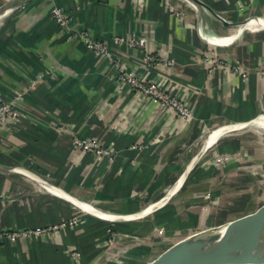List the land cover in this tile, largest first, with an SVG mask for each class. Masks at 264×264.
<instances>
[{
  "label": "crops",
  "instance_id": "0c3cea01",
  "mask_svg": "<svg viewBox=\"0 0 264 264\" xmlns=\"http://www.w3.org/2000/svg\"><path fill=\"white\" fill-rule=\"evenodd\" d=\"M198 1L30 0L0 15V96L24 94L0 127V231L79 218L54 234L0 238V264H142L155 228L173 241L203 230L221 217L212 202L225 214L264 176V0ZM53 7L128 71L184 97L191 120L179 125L113 81L104 55L66 39ZM138 39L172 64L145 63L128 45ZM76 136L113 158L82 153ZM216 155L229 158L215 166ZM109 227L122 246L106 254Z\"/></svg>",
  "mask_w": 264,
  "mask_h": 264
},
{
  "label": "water",
  "instance_id": "95a60500",
  "mask_svg": "<svg viewBox=\"0 0 264 264\" xmlns=\"http://www.w3.org/2000/svg\"><path fill=\"white\" fill-rule=\"evenodd\" d=\"M28 1H9L0 6V15ZM230 245L236 248L224 256ZM142 264H264V176L203 230L178 239Z\"/></svg>",
  "mask_w": 264,
  "mask_h": 264
},
{
  "label": "built area",
  "instance_id": "2783aa9c",
  "mask_svg": "<svg viewBox=\"0 0 264 264\" xmlns=\"http://www.w3.org/2000/svg\"><path fill=\"white\" fill-rule=\"evenodd\" d=\"M50 16L55 20L59 28L64 31L67 40H80L86 46L87 49L104 55L107 58L109 64H111L112 68L115 70V73L111 76V79L113 81L117 82L122 86L128 87L133 93H135V95L142 96L152 101V103H154L157 107L163 110H172L176 115V119L179 125L183 126L191 120V109L188 107L187 101L184 97L170 94L162 86H159L156 83L149 82L143 76L137 75L133 71H128L125 65H123L122 62L118 60L115 56H113L109 49L103 43L93 40L86 30L75 27L73 28L71 25V20H69V18L62 11V9L58 7H53L51 9ZM116 40L122 41V39ZM144 44L145 42L143 39H138L134 41L132 40L128 43V45L133 48H142L144 50V60L147 64L157 62L164 63L167 66L172 64V61L170 60H163L162 58L152 56L150 52L144 48ZM23 97L24 94L21 92L15 93L11 100H5L0 96V127L8 123L9 118L13 113V106H15V103L18 100L23 99ZM72 145L78 150H80L82 153H90L94 157L106 158L107 160H111L113 158V152L108 147L103 146L101 143L94 139L79 138L76 136L72 139ZM228 158L229 157L227 155H224L219 159V161H225L228 160ZM220 162L215 163L218 165L220 164ZM106 217H108L109 219V217L111 216ZM134 217L137 216H121V218L127 219H131ZM117 218H120V216H118ZM78 220V217H73L67 221L58 224L47 225L34 229H26L14 232L0 231V238H5L7 240L14 241L19 238L27 239L35 238L41 235L54 234L62 228L74 226L78 222ZM109 230V235H107L104 240V253L106 254L112 252V249L115 248V246L117 248H119V246H122V244H120V239L122 238V236L120 234H116V232L111 229Z\"/></svg>",
  "mask_w": 264,
  "mask_h": 264
},
{
  "label": "rangeland",
  "instance_id": "374dc122",
  "mask_svg": "<svg viewBox=\"0 0 264 264\" xmlns=\"http://www.w3.org/2000/svg\"><path fill=\"white\" fill-rule=\"evenodd\" d=\"M224 155H216L215 157H214V161H213V164H214V162H220L219 161V159L221 158V157H223ZM222 162H224V161H222ZM216 164V163H215ZM214 164V165H215ZM216 166V165H215ZM242 194L240 193L239 194V197L241 196ZM236 199H238V197L236 198ZM236 199H233L232 200V202L229 204V206L234 202V201H236ZM162 202V201H161ZM158 203V202H157ZM214 205H216L217 206V208H216V214H217V217H219V216H222L223 214H219L218 215V210H221V209H223L224 208V206H219V203L217 202L216 203V201H214V202H212ZM99 216H101L102 217V215H99ZM134 216H136V215H134ZM118 217V216H117ZM111 218L112 219H116V216L114 217V216H111ZM106 219H108V218H106ZM77 224V223H76ZM75 224V225H76ZM109 229H111V227H109L108 228V230ZM111 230H113V229H111ZM115 231V230H114ZM109 232H110V230L109 231H107L106 232V237H107V235H109ZM149 236L148 237H144V238H142L143 240H142V242H143V244L145 245V246H147V247H149V258H151V257H153L154 255H156V254H158L159 252H161L166 246H167V244L169 245V243L168 242H171V241H173V239H176V238H171V236H165V232H164V229H162V228H155L154 230H153V232H150V234H148ZM190 235H192V234H190ZM173 236H175V235H173ZM193 237V236H192ZM80 254H79V252L78 251H75V249H71L70 251H69V257H71L72 259H75V258H77L78 256H79ZM121 264V263H120Z\"/></svg>",
  "mask_w": 264,
  "mask_h": 264
},
{
  "label": "bare ground",
  "instance_id": "6f19581e",
  "mask_svg": "<svg viewBox=\"0 0 264 264\" xmlns=\"http://www.w3.org/2000/svg\"><path fill=\"white\" fill-rule=\"evenodd\" d=\"M262 22H264V21H262ZM261 123V122H260ZM262 124V123H261ZM237 126V125H236ZM238 126H239V124H238ZM261 126V125H260ZM232 127V126H231ZM229 128H230V126H229ZM225 129H226V127H225ZM221 130V129H220ZM226 130H228V127H227V129ZM222 131H224V130H222ZM214 134V133H213ZM220 135V134H219ZM216 136V135H215ZM213 139H215V137H213ZM210 141V140H209ZM210 142H212V141H210ZM110 219H112L111 217H109ZM234 248H236L234 245H230L226 250H225V252H224V256H227L230 252H231V250H233Z\"/></svg>",
  "mask_w": 264,
  "mask_h": 264
},
{
  "label": "trees",
  "instance_id": "16d2710c",
  "mask_svg": "<svg viewBox=\"0 0 264 264\" xmlns=\"http://www.w3.org/2000/svg\"><path fill=\"white\" fill-rule=\"evenodd\" d=\"M111 229H113L112 227H111ZM113 231H114V229H113ZM133 243H135V242H133ZM121 250H124V249H121ZM119 251V250H118Z\"/></svg>",
  "mask_w": 264,
  "mask_h": 264
}]
</instances>
